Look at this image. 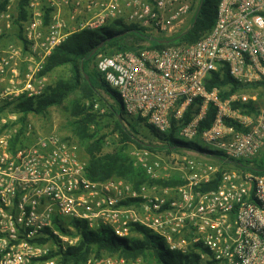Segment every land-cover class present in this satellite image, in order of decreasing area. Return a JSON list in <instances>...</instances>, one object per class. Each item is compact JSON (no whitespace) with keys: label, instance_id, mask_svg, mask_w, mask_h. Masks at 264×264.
Returning a JSON list of instances; mask_svg holds the SVG:
<instances>
[{"label":"built area","instance_id":"obj_1","mask_svg":"<svg viewBox=\"0 0 264 264\" xmlns=\"http://www.w3.org/2000/svg\"><path fill=\"white\" fill-rule=\"evenodd\" d=\"M59 1L70 3L52 0ZM87 3L94 17L86 28L121 20L150 38H172L184 32L194 2ZM29 11L23 22L29 50L10 45L0 51V264H142L94 254L65 262L68 251L80 244V225L117 238L142 237L134 232L140 227L169 252L198 254L200 264H264V110L247 114L234 106L260 107L257 93L222 99L219 88L207 86L213 73L227 69L236 82L262 83L257 90H264V0H220L212 31L197 43L100 55L97 70L117 92V110L161 134L176 128L174 135L183 142L199 138L220 152L134 148L132 160L152 179L178 175L184 181L161 189L135 188L121 178L92 181L75 139L37 133L30 116L23 123L22 113L10 110L17 101L47 91V78L40 75L66 39L60 18L44 24L39 0L30 1ZM0 19L1 37L12 29V14L6 10ZM211 108L213 122L202 129ZM160 153H169V162ZM218 174L217 188L203 191Z\"/></svg>","mask_w":264,"mask_h":264},{"label":"trees","instance_id":"obj_2","mask_svg":"<svg viewBox=\"0 0 264 264\" xmlns=\"http://www.w3.org/2000/svg\"><path fill=\"white\" fill-rule=\"evenodd\" d=\"M31 0H20L18 2V20L16 21V29L23 31V22L29 18V4ZM9 0H2L0 3V13L3 12ZM220 0H199L196 4L194 1L191 12L195 16L192 26L178 36L182 37L170 45H157L150 41V36L143 33L140 27L136 25H127L121 20L110 22L108 25L98 29L80 28L71 33L52 53L49 57L43 75H50L60 68L69 69V78H60L56 83L49 86L47 91L40 97L31 99H21L14 105V110L22 113L21 121L26 122L30 115L46 116L53 107H61L73 97L69 105L70 121L68 127L71 130V137L79 142L88 158L87 176L92 181H105L111 178H121L131 183L135 188L143 185L161 188L178 187L184 184V181L174 175L167 180H154L147 171L136 165L127 149L130 144L142 148L144 142H140L133 134L125 130L123 123L128 121L125 119V112L112 108V112L107 115H100L99 111H95L94 107L101 102L96 87H99L107 95H109L118 105L121 104L117 92L111 89L105 82L104 78L97 70V58L100 55H112L115 52L134 51L140 52L146 49L163 50L172 46L191 45L197 43L205 35L212 31L217 18V11ZM52 9H45L46 24L50 21ZM18 32V31H17ZM22 33L19 37L22 38ZM145 41H150L148 46L141 45ZM98 49L94 54L93 52ZM86 75L89 76L88 82ZM95 85V86H94ZM260 84L246 86L236 82L228 73L227 69L222 72H215L208 80V88H219L221 90V98L225 99L236 92H243L249 89H257ZM247 114H259L260 107L256 104L249 103L245 105L235 104ZM122 118L120 117V115ZM191 116L188 115L186 120ZM133 119V118H132ZM214 119V110L211 108L206 121L202 124V129L211 125ZM134 121V119L132 120ZM107 122L114 124L116 130L122 136V142L125 144L119 150L103 155L106 145V136L102 135V130ZM133 129V124L129 122ZM153 135L157 140L164 144V147H180L189 148L200 151H208L201 148L193 142H182L174 138L176 128L170 135L161 134L150 125ZM23 131V130H22ZM21 131V133H22ZM135 133L138 134V132ZM19 140V139H17ZM154 152H162L164 150H154ZM215 154L220 152L211 151ZM210 152V153H211ZM221 174V173H220ZM220 174L217 179L208 186L202 188L203 191L216 189L219 184ZM81 241L80 244L68 251L65 262L78 263L91 255L102 256H119L129 261H135L138 258L149 257L155 260L157 264H200L198 254L193 253L184 255L181 253L166 252V256L161 252L164 245L154 239L149 232L138 227L134 232L140 231L142 237L132 236L127 238L107 237L99 232H92L85 226H79ZM103 233L107 232L102 230ZM168 258V259H167ZM149 264V262H148Z\"/></svg>","mask_w":264,"mask_h":264},{"label":"rangeland","instance_id":"obj_3","mask_svg":"<svg viewBox=\"0 0 264 264\" xmlns=\"http://www.w3.org/2000/svg\"><path fill=\"white\" fill-rule=\"evenodd\" d=\"M2 0H0L1 3ZM20 0H9L8 5L6 7V10H8L12 14V29L10 32L4 33L0 37V51L5 50L10 45H16L21 46L23 50L26 52L29 50V46L27 45L26 40L24 39L23 33H24V27L23 31L19 32V30L16 29V21L18 20V2ZM196 2V4L199 3V0H193V2ZM40 2V9L43 11L44 14V24L47 26L49 23L46 24L45 21V9H60L62 11V17L60 20L63 21L65 24V27L63 29V32L67 31H76L79 30L82 27L83 23H87L92 20L94 17L93 12L89 11L88 6V0H70L69 4H65L62 1H59L57 5H54L52 0H39ZM80 4V7L77 5ZM3 11V12H4ZM1 12V13H3ZM0 13V15H1ZM73 16V17H72ZM194 13H191V19L188 21L187 25L183 29L184 32H186L193 24L194 20ZM2 19H0L1 22ZM28 20V19H27ZM24 26V25H23ZM18 31V32H17ZM19 33H22V38L19 37ZM151 42L145 41L141 45L148 46ZM100 56H98L97 60ZM69 69L68 68H60L51 73L50 75H43L41 73L40 76H45L47 78V84L48 87L56 83L60 78H69ZM95 86V85H94ZM96 90L99 95V99L101 102L97 103L99 107L96 109L94 107L95 111H99L100 115H107L109 112H112V108L119 109L120 105L117 104L116 101H114L107 93H105L103 90H101L99 87H96ZM250 93H257L258 94V102L260 104V110H264V90H257V89H249ZM70 98L64 105L61 107H53L50 109L49 113L46 116H36V115H30V121L32 122L35 132L42 133V134H48L51 132H58L62 135H66L71 137V130L68 127V123L70 121V113H69V105L71 103ZM10 108L14 109V105L10 106ZM11 111H15L12 110ZM125 119L128 121V123L125 121L123 126L125 127V130L129 132L130 134H133L140 142H144V144H156L159 142L157 138L153 135L151 129L147 127V124L140 123L139 120L133 119L126 115L125 113ZM131 122L135 129L132 128V126L129 124ZM127 125V127H126ZM138 132V134L135 133ZM73 134V133H72ZM102 135L106 136V145L103 150V155L113 153L117 150H119L121 147H123L125 144L122 142V136L121 134L116 130L115 126L111 122H107L102 130ZM176 140L184 141V138L178 133L173 135ZM76 140V139H75ZM77 141V140H76ZM195 143H197L201 148L206 150H217V147L213 144H208L202 139H196ZM79 144V142H78ZM80 146V144H79ZM136 145L130 144L129 148L127 149V153L131 157V152L134 148H136ZM81 148V146H80ZM82 156L88 161L87 155L85 154L84 150L81 148ZM160 156L164 157L165 159H168V162L170 160V154L169 153H160ZM171 166V164H170ZM157 186V185H154ZM153 187V186H151ZM159 187V186H157ZM161 189V187H159ZM97 232L101 233L102 235H106L107 237L112 236L110 231L103 233L102 230H98ZM168 250L161 249V252L166 256V252ZM168 259V258H167ZM137 260H140L142 264H157L154 259L151 257L146 260L145 258L141 257ZM135 260V261H137Z\"/></svg>","mask_w":264,"mask_h":264},{"label":"water","instance_id":"obj_4","mask_svg":"<svg viewBox=\"0 0 264 264\" xmlns=\"http://www.w3.org/2000/svg\"><path fill=\"white\" fill-rule=\"evenodd\" d=\"M197 15L195 16V22L197 19ZM181 37H182V35L178 36L174 39L152 37V38H150V41L154 44H157V45H170V44L174 43L175 41L179 40ZM97 51H98V49H96L92 55H94ZM86 78H87L88 82H90V78L88 75H86ZM119 115L122 118L121 114H119ZM143 146H145L147 148L154 149V150H170V149H172V147H164V146H160V145L146 144V143Z\"/></svg>","mask_w":264,"mask_h":264},{"label":"crops","instance_id":"obj_5","mask_svg":"<svg viewBox=\"0 0 264 264\" xmlns=\"http://www.w3.org/2000/svg\"><path fill=\"white\" fill-rule=\"evenodd\" d=\"M54 17L55 18H61L62 17V11L60 9H58V10L53 9V11H52V13L50 15V21H49V23L51 22L52 18H54ZM87 26H88V22L87 23H83L81 28H86ZM73 32H75V31H72V32L71 31H67L64 34H65V36L67 38Z\"/></svg>","mask_w":264,"mask_h":264}]
</instances>
